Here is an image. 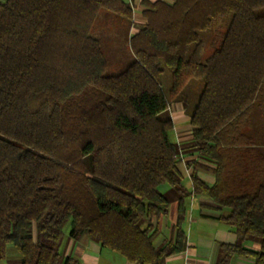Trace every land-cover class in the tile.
<instances>
[{
  "label": "trees",
  "instance_id": "obj_1",
  "mask_svg": "<svg viewBox=\"0 0 264 264\" xmlns=\"http://www.w3.org/2000/svg\"><path fill=\"white\" fill-rule=\"evenodd\" d=\"M143 6L146 25L130 37L134 62L106 76L91 32L102 11L132 22L123 0L0 1V261L12 246L22 264H71L60 254L68 224L71 238L88 235L132 263L182 253L189 193L173 120L161 114L201 79L193 148L215 165V182L193 172V195L229 212L219 217L238 239L224 247L228 259L264 264V145L252 117L264 119V0ZM214 23L221 32L202 61L201 34ZM165 185L178 194V219L158 244Z\"/></svg>",
  "mask_w": 264,
  "mask_h": 264
},
{
  "label": "crops",
  "instance_id": "obj_2",
  "mask_svg": "<svg viewBox=\"0 0 264 264\" xmlns=\"http://www.w3.org/2000/svg\"><path fill=\"white\" fill-rule=\"evenodd\" d=\"M133 10V20L130 25V36L138 33L146 25L143 15L146 7L144 2H167L169 0H123ZM171 112V119L174 123V134L178 140L181 150L182 163L180 170L183 175V185L189 193L186 199L187 213L183 224L186 235L185 250L168 259L167 264H255L254 259L232 255L228 259V253L224 247L233 246L237 243V235L234 228L221 222L219 217L227 216V210L217 208V205L206 196L193 195L191 176L193 172L197 176L213 185L215 182V165L206 160L193 148L190 115L184 108V103H173L168 109ZM178 198L170 206L167 215L155 220L159 231L163 234L162 239H169L172 236L173 226L178 219ZM246 249L259 251L260 244L247 242ZM60 254L63 259H70L71 264H136L128 261L124 256L103 248L98 242L88 235H82L77 239L69 236L66 232L60 246ZM228 259L225 263L224 261ZM0 264H22L21 255L8 248L6 258Z\"/></svg>",
  "mask_w": 264,
  "mask_h": 264
},
{
  "label": "rangeland",
  "instance_id": "obj_3",
  "mask_svg": "<svg viewBox=\"0 0 264 264\" xmlns=\"http://www.w3.org/2000/svg\"><path fill=\"white\" fill-rule=\"evenodd\" d=\"M131 24L132 22H129L124 18L102 11L92 29L91 35L92 37L99 39L102 51L104 52L105 58L108 63V69L105 73L106 76H114L122 73L135 60L133 51L130 46L129 36L131 32ZM220 26L221 24L214 23L211 30L201 34V40L204 42L203 51L200 57L202 61L208 59L213 53L214 48L211 42L213 37L219 35L218 33L221 32L220 30H218L220 29ZM163 87L166 92H169L170 76L168 73H166V76L164 77ZM202 88L203 81L201 79H197L193 80L191 84L184 90L181 97H183L184 99V108L186 109L188 115L193 112ZM187 99L188 103H186ZM168 117H171V112L169 110L161 114L162 119H166ZM252 117L254 128L253 131L255 133V136H257V139H260L262 145H264V119L258 112H254ZM170 139L178 146V140L175 137L174 131L170 132ZM160 191L169 199L170 206L178 198L177 192L167 185L162 186ZM69 230L70 225L68 224L65 231L67 232ZM161 234H163V232ZM34 236H36L35 226ZM161 239L162 235H160L158 238V244H160L159 240ZM10 248H12V250H15L12 246H10Z\"/></svg>",
  "mask_w": 264,
  "mask_h": 264
}]
</instances>
